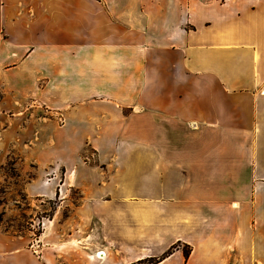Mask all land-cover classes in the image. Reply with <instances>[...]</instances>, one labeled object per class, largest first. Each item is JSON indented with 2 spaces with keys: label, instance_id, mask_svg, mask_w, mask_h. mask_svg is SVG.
Returning a JSON list of instances; mask_svg holds the SVG:
<instances>
[{
  "label": "crops",
  "instance_id": "obj_1",
  "mask_svg": "<svg viewBox=\"0 0 264 264\" xmlns=\"http://www.w3.org/2000/svg\"><path fill=\"white\" fill-rule=\"evenodd\" d=\"M0 88L47 107L27 189L61 193L0 264H264V0H0Z\"/></svg>",
  "mask_w": 264,
  "mask_h": 264
},
{
  "label": "rangeland",
  "instance_id": "obj_2",
  "mask_svg": "<svg viewBox=\"0 0 264 264\" xmlns=\"http://www.w3.org/2000/svg\"><path fill=\"white\" fill-rule=\"evenodd\" d=\"M45 116H49L47 107L34 98L0 88V234L9 236L22 249V254L34 260L43 248L45 224L52 220L61 196L58 193L48 199L37 196L36 189H27L37 188L39 184L38 165L33 156L38 151L40 126L45 123ZM58 125L62 124L58 121ZM87 156L83 158L85 163L96 158L93 151ZM68 195L76 199L74 194H65ZM67 213L64 209L63 215Z\"/></svg>",
  "mask_w": 264,
  "mask_h": 264
},
{
  "label": "trees",
  "instance_id": "obj_3",
  "mask_svg": "<svg viewBox=\"0 0 264 264\" xmlns=\"http://www.w3.org/2000/svg\"><path fill=\"white\" fill-rule=\"evenodd\" d=\"M185 255H187V251L184 252ZM160 259H145V260H140L136 263L133 264H156Z\"/></svg>",
  "mask_w": 264,
  "mask_h": 264
},
{
  "label": "bare ground",
  "instance_id": "obj_4",
  "mask_svg": "<svg viewBox=\"0 0 264 264\" xmlns=\"http://www.w3.org/2000/svg\"><path fill=\"white\" fill-rule=\"evenodd\" d=\"M95 255H96V257H98L99 259H101L102 256H103V252L98 251V252L95 253Z\"/></svg>",
  "mask_w": 264,
  "mask_h": 264
},
{
  "label": "built area",
  "instance_id": "obj_5",
  "mask_svg": "<svg viewBox=\"0 0 264 264\" xmlns=\"http://www.w3.org/2000/svg\"><path fill=\"white\" fill-rule=\"evenodd\" d=\"M60 121H62V120H60Z\"/></svg>",
  "mask_w": 264,
  "mask_h": 264
}]
</instances>
